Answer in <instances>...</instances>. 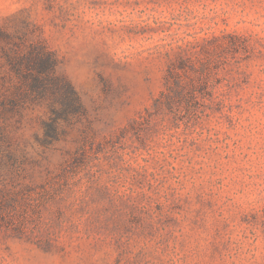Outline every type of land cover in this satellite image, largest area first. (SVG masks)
I'll return each instance as SVG.
<instances>
[{"label":"rangeland","instance_id":"374dc122","mask_svg":"<svg viewBox=\"0 0 264 264\" xmlns=\"http://www.w3.org/2000/svg\"><path fill=\"white\" fill-rule=\"evenodd\" d=\"M228 35L225 104L146 118L175 56ZM26 37L85 116L48 148L44 106L5 123L0 264H264V0H0V94Z\"/></svg>","mask_w":264,"mask_h":264},{"label":"trees","instance_id":"16d2710c","mask_svg":"<svg viewBox=\"0 0 264 264\" xmlns=\"http://www.w3.org/2000/svg\"><path fill=\"white\" fill-rule=\"evenodd\" d=\"M23 40L25 50L12 42L13 51L5 53L12 80L8 93L0 94V142L5 140V123L8 129L20 122L26 110L44 106L47 115L40 120L42 136L37 142L48 148L65 136L66 129L79 123L85 111L69 80L56 71L57 62L54 55L40 42ZM8 41L11 42L8 35ZM244 45L233 35L222 37L214 45L192 47L179 53L166 68L163 81L164 89L146 111V118L156 116H175L176 114H193L194 106L201 98L211 104L222 106L226 102L228 91L221 81L213 83L210 65L231 63V55L243 50ZM216 68V67H215ZM215 76V77H214ZM1 150V148H0ZM8 163L16 166L18 159L14 156L8 137ZM0 156V178L2 177V158ZM26 159L22 158L23 163ZM7 202L0 199V210L6 208Z\"/></svg>","mask_w":264,"mask_h":264}]
</instances>
